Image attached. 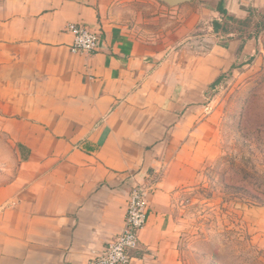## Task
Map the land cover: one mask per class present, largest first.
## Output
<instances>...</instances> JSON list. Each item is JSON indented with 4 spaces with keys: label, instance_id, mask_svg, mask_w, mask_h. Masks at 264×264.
<instances>
[{
    "label": "crops",
    "instance_id": "1",
    "mask_svg": "<svg viewBox=\"0 0 264 264\" xmlns=\"http://www.w3.org/2000/svg\"><path fill=\"white\" fill-rule=\"evenodd\" d=\"M130 1L0 2V264H88L121 230L131 186L150 178L129 264H180L160 173L192 140L205 90L264 57V29L219 32L192 60L187 35L195 13L246 21L264 14V0H147L153 13L178 15L154 36L127 22ZM69 23L98 31L100 48L72 52Z\"/></svg>",
    "mask_w": 264,
    "mask_h": 264
},
{
    "label": "rangeland",
    "instance_id": "2",
    "mask_svg": "<svg viewBox=\"0 0 264 264\" xmlns=\"http://www.w3.org/2000/svg\"><path fill=\"white\" fill-rule=\"evenodd\" d=\"M125 13L145 36L159 28L166 34L178 23L177 13L171 19L153 13L147 0H131ZM196 17L187 35L191 60L200 41L212 43L219 34L208 28L213 15ZM250 17L249 30L264 20V14ZM225 73L204 92L206 110L197 115L192 140L160 173L170 187L180 264H264V57L257 63L246 58Z\"/></svg>",
    "mask_w": 264,
    "mask_h": 264
},
{
    "label": "built area",
    "instance_id": "3",
    "mask_svg": "<svg viewBox=\"0 0 264 264\" xmlns=\"http://www.w3.org/2000/svg\"><path fill=\"white\" fill-rule=\"evenodd\" d=\"M66 31L72 35L69 48L74 53L91 54L100 48L98 31L79 23H69ZM152 178L137 182L128 191L124 223L119 232L94 252L88 264H129L133 251L138 249L139 233L148 217V197L153 193Z\"/></svg>",
    "mask_w": 264,
    "mask_h": 264
},
{
    "label": "trees",
    "instance_id": "4",
    "mask_svg": "<svg viewBox=\"0 0 264 264\" xmlns=\"http://www.w3.org/2000/svg\"><path fill=\"white\" fill-rule=\"evenodd\" d=\"M224 18L223 20H214L212 22V28L214 32H221V33H229L234 32L238 34V36L242 39H247L249 37L255 36L259 29H264V20L263 22H256L251 25L252 30L250 31L247 28H244L245 26V20L237 19L233 17L232 15H228L226 13L223 14ZM251 17H248V20L250 21ZM229 21H234L237 23L239 27H233L229 25ZM251 23V22H250ZM248 30V32H247ZM247 32V33H246Z\"/></svg>",
    "mask_w": 264,
    "mask_h": 264
},
{
    "label": "water",
    "instance_id": "5",
    "mask_svg": "<svg viewBox=\"0 0 264 264\" xmlns=\"http://www.w3.org/2000/svg\"><path fill=\"white\" fill-rule=\"evenodd\" d=\"M158 1L172 7V6H176L178 4L184 3V2H189L191 0H158Z\"/></svg>",
    "mask_w": 264,
    "mask_h": 264
}]
</instances>
